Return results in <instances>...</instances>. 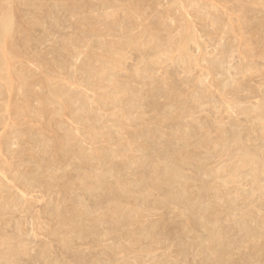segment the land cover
<instances>
[{
  "label": "rangeland",
  "instance_id": "obj_1",
  "mask_svg": "<svg viewBox=\"0 0 264 264\" xmlns=\"http://www.w3.org/2000/svg\"><path fill=\"white\" fill-rule=\"evenodd\" d=\"M0 10V264H264V0Z\"/></svg>",
  "mask_w": 264,
  "mask_h": 264
},
{
  "label": "bare ground",
  "instance_id": "obj_2",
  "mask_svg": "<svg viewBox=\"0 0 264 264\" xmlns=\"http://www.w3.org/2000/svg\"><path fill=\"white\" fill-rule=\"evenodd\" d=\"M1 11V10H0ZM2 16V15H1ZM6 27V26H5ZM7 31V30H6ZM1 35V34H0ZM7 39V38H6ZM7 41V40H6ZM4 43V42H3ZM5 45V44H4ZM6 46V45H5ZM5 46H3L4 48H5ZM1 49V48H0ZM6 49H4V51H5ZM1 51H2V49H1ZM6 53H4V55H5ZM9 54V53H8ZM4 57V56H3ZM8 59H7V57H6V61H7ZM9 61V60H8Z\"/></svg>",
  "mask_w": 264,
  "mask_h": 264
}]
</instances>
